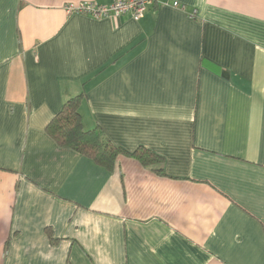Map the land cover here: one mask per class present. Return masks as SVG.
Returning <instances> with one entry per match:
<instances>
[{
  "label": "crops",
  "instance_id": "0c3cea01",
  "mask_svg": "<svg viewBox=\"0 0 264 264\" xmlns=\"http://www.w3.org/2000/svg\"><path fill=\"white\" fill-rule=\"evenodd\" d=\"M116 1L0 0V264H264V0L65 10ZM81 94L87 130L162 174L58 146Z\"/></svg>",
  "mask_w": 264,
  "mask_h": 264
},
{
  "label": "trees",
  "instance_id": "16d2710c",
  "mask_svg": "<svg viewBox=\"0 0 264 264\" xmlns=\"http://www.w3.org/2000/svg\"><path fill=\"white\" fill-rule=\"evenodd\" d=\"M82 101V94L69 99L47 125L46 133L58 146L87 156L110 171L114 169L117 158L125 155L136 159L144 167H158L156 171L162 174L160 166L163 159L150 150L138 148L134 152H126L106 139L100 128L87 130L80 114Z\"/></svg>",
  "mask_w": 264,
  "mask_h": 264
},
{
  "label": "built area",
  "instance_id": "2783aa9c",
  "mask_svg": "<svg viewBox=\"0 0 264 264\" xmlns=\"http://www.w3.org/2000/svg\"><path fill=\"white\" fill-rule=\"evenodd\" d=\"M149 0H119L110 6H98L92 2L70 4L65 7L68 14H90L96 18L119 17L130 14L134 20H140L146 13ZM178 6V3H175Z\"/></svg>",
  "mask_w": 264,
  "mask_h": 264
}]
</instances>
